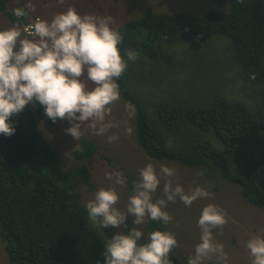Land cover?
Masks as SVG:
<instances>
[{
	"label": "trees",
	"instance_id": "16d2710c",
	"mask_svg": "<svg viewBox=\"0 0 264 264\" xmlns=\"http://www.w3.org/2000/svg\"><path fill=\"white\" fill-rule=\"evenodd\" d=\"M212 1L226 10L147 8L117 28L121 55L138 53L117 80L119 93L133 106L137 140L148 156L201 167L204 175L218 170L264 207V0ZM37 118L54 123L38 103L34 112L25 106L10 118L13 135L0 134V237L9 262L104 264L112 235L88 219ZM95 150L82 137L74 155L86 160ZM71 174L88 184L85 165ZM145 228L166 231L161 221ZM174 250L169 259L182 264Z\"/></svg>",
	"mask_w": 264,
	"mask_h": 264
},
{
	"label": "clouds",
	"instance_id": "9594fccd",
	"mask_svg": "<svg viewBox=\"0 0 264 264\" xmlns=\"http://www.w3.org/2000/svg\"><path fill=\"white\" fill-rule=\"evenodd\" d=\"M64 3V0H59ZM243 3V0H241ZM35 11L28 0L23 7L12 10L16 17L24 18ZM112 17L80 15L74 7L57 13L51 21L37 18L26 31L17 25L0 30V134L8 137L15 128L9 123L13 115L19 114L33 101L44 108V114L54 123L59 118L67 120L70 127L65 132L78 141L81 126L95 135L105 134L115 127L105 118L111 115V105L119 100L117 80L125 72L128 61H135L138 53L127 50L121 55L123 41L121 32L114 26ZM86 72V77H85ZM91 82L92 87L88 86ZM131 107V106H129ZM131 114V113H130ZM130 133L131 129H127ZM118 136H109V142ZM175 175V169L161 165L159 173L152 163L139 171V179L133 186L126 211L116 207L119 195L114 187L100 188L85 208L88 219L99 230L109 226L127 228L126 219L133 217V225H145L147 221L169 223L172 217L165 211L168 202L177 198L185 206L197 199H206L210 193L195 187L186 194L183 188L171 179H165L163 193L166 199L153 202L161 180ZM115 176L116 184L125 180L121 173H107L106 179ZM228 223L226 212L213 203L202 209L197 221L200 242L187 264H204L216 258L217 264H227L228 255L224 245L213 238V229ZM142 231L132 227L127 234L118 231L106 240L103 253L104 264H172L169 253L177 247V240L168 231L147 233V243H140ZM250 264H264V236L253 235L245 241Z\"/></svg>",
	"mask_w": 264,
	"mask_h": 264
},
{
	"label": "rangeland",
	"instance_id": "374dc122",
	"mask_svg": "<svg viewBox=\"0 0 264 264\" xmlns=\"http://www.w3.org/2000/svg\"><path fill=\"white\" fill-rule=\"evenodd\" d=\"M27 2L28 0L5 1L4 9L0 10V30L15 24L23 31V25L26 23H34L37 18L51 21L54 15L66 11L68 7H74L82 16H110L114 20L113 26L116 29L125 21L142 17L147 8H151L157 13L195 15H204L213 9L223 11L227 8L212 0H64V3H60L59 0H31L35 5L34 12H30L24 18L14 16L12 10L23 7ZM23 32L26 34L25 31ZM84 75L86 77V72ZM88 86H93L90 81ZM37 104L38 102L33 101L26 107L34 112ZM110 107L111 115L105 118V122H111L116 126L109 129L107 133L95 135L87 128L86 124L81 126L80 139L87 138L96 146V150L86 160L77 159L74 155L80 139L76 141L65 132V129L70 127L67 120L58 118L55 123H47L37 118L38 127L57 154L61 169L67 175H71V183L80 192L81 203L86 205L100 188L114 187L119 195L116 207L126 211L129 197L134 194L133 186L139 179L140 169L148 163H152L158 173L161 165L174 168L175 175L173 177H165L161 180L153 194V202L161 198L166 199L163 193L165 179H171L173 186L179 184L186 194L198 186L211 194L209 198L197 199L191 206H185L179 198L175 202L167 203L165 211L169 213L172 220L167 224L162 221L161 223L166 231L175 235L177 247L173 254L178 261L185 264L194 255L195 246L200 242L201 235L197 221L203 207L208 203H213L222 208L228 217V223L225 226L213 229L214 240L224 245L228 255L227 264H250L245 241L253 235L264 236V207L252 204L243 195L241 187L223 177L218 170L204 175L201 167L148 156L137 140L136 119L132 104L125 101L120 95L119 100ZM129 128L131 129L130 133L127 131ZM113 135L118 136V139L110 143L108 137ZM80 165L87 167L88 184L71 174ZM115 172L122 174L125 180L124 184H116L115 176L112 180L106 179L107 173ZM132 220L131 216L126 219L127 228L117 229L109 226L107 230L113 236L118 231L124 234L132 227H138L142 231L141 237L146 238V224L136 226L133 225ZM211 261H216V258L213 257L204 263ZM0 264H11L1 237Z\"/></svg>",
	"mask_w": 264,
	"mask_h": 264
},
{
	"label": "built area",
	"instance_id": "2783aa9c",
	"mask_svg": "<svg viewBox=\"0 0 264 264\" xmlns=\"http://www.w3.org/2000/svg\"><path fill=\"white\" fill-rule=\"evenodd\" d=\"M30 26H31V24H29V25H27V26H26V28H25V29H26V31H28V30H29Z\"/></svg>",
	"mask_w": 264,
	"mask_h": 264
},
{
	"label": "flooded vegetation",
	"instance_id": "af4514ba",
	"mask_svg": "<svg viewBox=\"0 0 264 264\" xmlns=\"http://www.w3.org/2000/svg\"><path fill=\"white\" fill-rule=\"evenodd\" d=\"M29 24H32V23H26V25H29Z\"/></svg>",
	"mask_w": 264,
	"mask_h": 264
}]
</instances>
